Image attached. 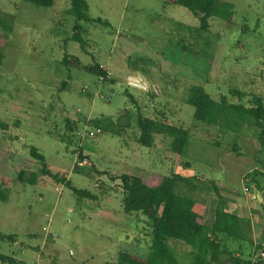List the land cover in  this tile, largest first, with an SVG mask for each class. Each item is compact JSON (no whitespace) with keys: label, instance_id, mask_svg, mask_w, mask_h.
Wrapping results in <instances>:
<instances>
[{"label":"rangeland","instance_id":"374dc122","mask_svg":"<svg viewBox=\"0 0 264 264\" xmlns=\"http://www.w3.org/2000/svg\"><path fill=\"white\" fill-rule=\"evenodd\" d=\"M86 1L89 16L107 25L77 21L84 51L71 39L76 20L68 0L47 7L0 0V123L6 124L0 125V178L8 193V200L0 201V232L15 236V241L0 239V255L13 258H0V264H116L120 252L145 258L151 242L146 218L123 211L121 181L111 177L137 172L156 186L170 171L195 175L198 188L190 196L206 204L216 198L211 183L235 199L225 208L241 212L230 220L240 238L224 243L255 260L257 252L264 253L259 129L251 117L219 107L211 124L198 121L186 99L199 85L214 99L226 95L228 103H238L231 89L247 94L240 101L245 105L254 95L264 101V0H217L204 32L178 4ZM64 55L82 66L98 62L109 74L99 79L65 65ZM136 105L146 116L188 129L182 154L168 152L164 134L155 135L152 146L139 144L134 126L115 134L104 122L95 136L84 134L94 129L88 120L112 118L116 126L117 115ZM31 147L62 181L40 176ZM21 168L35 172L37 181H17ZM65 180L95 198L75 195ZM255 183L263 201L254 199ZM168 244L181 263L188 262L189 246L175 239Z\"/></svg>","mask_w":264,"mask_h":264},{"label":"trees","instance_id":"16d2710c","mask_svg":"<svg viewBox=\"0 0 264 264\" xmlns=\"http://www.w3.org/2000/svg\"><path fill=\"white\" fill-rule=\"evenodd\" d=\"M23 1L44 7L51 6L54 2V0ZM161 1L186 7L197 19V29L201 32L208 29L209 18L214 13L217 3V0ZM68 2V13L73 15L76 20L71 39L78 42L82 50L85 51V42L78 30L77 21L98 22L104 25H107V22L100 17L92 18L89 16V6L86 0H68ZM1 17L3 15L0 10V23ZM1 56L0 53V61ZM63 63L79 67L96 76H105L106 79V69L98 62L94 61L82 66L78 58L64 55ZM109 81L112 82L113 80L109 79ZM65 84L66 81H63L62 87ZM229 93L238 99V103H228L226 95H220L218 99H214L202 86L197 85L190 89L186 102L194 108L193 117L207 124L212 123V112L216 107L233 110L239 113L243 119L251 117L253 124L259 129L258 139L264 147L263 99L259 95H254L245 105L240 101L247 94L237 89H231ZM132 100L134 102L133 98ZM104 122L110 127V131L115 134H119L124 127L134 126L138 132L136 141L143 146H152L154 136L164 134L169 137L168 152L172 155L182 154L189 136L188 129L182 125L172 124L164 118L146 116L137 105L134 111L123 109L116 117V126L112 118L90 119L87 124L90 127L100 129L99 126ZM0 125L6 126V124L1 123ZM67 129L73 131V125L67 124ZM233 149L238 152L236 144L233 145ZM30 154L40 162V176H49L59 181L63 180V178L50 171L43 155L35 147L30 148ZM184 165L189 166V163L185 162ZM257 172L253 171L252 173L255 175ZM37 178L38 175L35 172L24 168H21L16 176V180L22 183H35ZM111 178L120 179L121 181L123 211L126 213H141L146 218L144 223L151 233V242L145 258H140L128 252H120L116 264H264V257H258L256 260L245 259L226 247L224 241L227 238H240V235L233 233L230 225V220L236 218L237 215L226 210V199L213 183H211V188L215 192L216 198L209 206L213 209L214 217L211 224H206L203 221V212L208 205L202 199L190 196L198 188L197 182L199 180L195 175L185 177L177 172L170 171L169 174L162 176L156 186L149 185V182L137 172L122 173ZM65 184L79 197L95 198L92 192L72 186L69 180H65ZM255 184L254 188L258 190L260 187L258 183ZM7 200L8 193L5 188V179L1 177L0 201ZM0 239L15 241V236L0 232ZM169 239L178 240L189 246L187 263L185 261L181 263L174 251L175 249L169 246ZM260 247L261 244L258 243L256 249ZM0 258L2 260H13V258L5 255H0Z\"/></svg>","mask_w":264,"mask_h":264},{"label":"crops","instance_id":"0c3cea01","mask_svg":"<svg viewBox=\"0 0 264 264\" xmlns=\"http://www.w3.org/2000/svg\"><path fill=\"white\" fill-rule=\"evenodd\" d=\"M264 193V191H263ZM224 196V195H223ZM225 199H226V204L229 205L231 204L235 199L232 198V197H227V196H224ZM254 199L256 201H263V197H262V192L260 191V189L258 188V190L256 189V194L254 196ZM208 206L205 208L204 212H203V221L206 223V224H211L212 221H213V217H214V213H213V209L209 206V204H207ZM226 210L228 212H231L233 214H241V212H238L237 210H232L230 209L229 207L226 208ZM253 212H255L256 216H259L262 217L263 213L259 212L258 209H255ZM250 213H251V210H250ZM252 215V214H251ZM258 220V219H257ZM252 222L254 223L255 222V217L254 219H252ZM261 223V222H260ZM261 226H264L262 223H261Z\"/></svg>","mask_w":264,"mask_h":264},{"label":"built area","instance_id":"2783aa9c","mask_svg":"<svg viewBox=\"0 0 264 264\" xmlns=\"http://www.w3.org/2000/svg\"><path fill=\"white\" fill-rule=\"evenodd\" d=\"M107 74H109L107 72ZM99 79H102V77L100 76ZM100 129L99 128H94V129H86L84 130V134L85 135H88V136H95L97 133H99ZM247 189V188H246ZM264 253L261 251V252H257L254 256H253V259H257L258 257H264L263 256Z\"/></svg>","mask_w":264,"mask_h":264}]
</instances>
